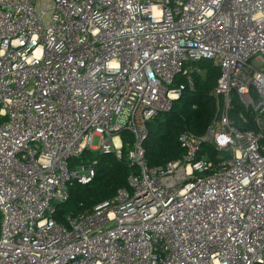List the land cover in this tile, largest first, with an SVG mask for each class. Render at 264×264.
I'll list each match as a JSON object with an SVG mask.
<instances>
[{
	"label": "built area",
	"instance_id": "2783aa9c",
	"mask_svg": "<svg viewBox=\"0 0 264 264\" xmlns=\"http://www.w3.org/2000/svg\"><path fill=\"white\" fill-rule=\"evenodd\" d=\"M201 60L223 114L149 167L148 125ZM233 93L255 130L229 119ZM110 154L127 188L56 222ZM0 264H264V0H0Z\"/></svg>",
	"mask_w": 264,
	"mask_h": 264
},
{
	"label": "trees",
	"instance_id": "16d2710c",
	"mask_svg": "<svg viewBox=\"0 0 264 264\" xmlns=\"http://www.w3.org/2000/svg\"><path fill=\"white\" fill-rule=\"evenodd\" d=\"M199 72L192 73L193 90L188 87L176 100L170 112L158 115L148 125V137L144 142V159L149 167H161L170 161L181 158L183 150L178 143L181 133L187 131L195 136L204 134L213 124L217 112L216 98L212 90L216 86L220 69L210 60H201L192 64ZM176 84L185 83L178 76ZM254 101L256 94L251 92ZM229 119L240 131L255 130L254 117L250 107L244 106L236 93L230 101ZM124 144H132V137L122 133ZM206 153L210 159H215L216 152L209 146H204L201 153ZM92 158L88 152L70 164ZM97 164L90 182L80 184L72 182L69 185L68 200L55 205L54 219L65 224L67 216L89 213L94 206L111 200L121 188H127V178L130 167L126 159H117L114 154L95 156Z\"/></svg>",
	"mask_w": 264,
	"mask_h": 264
},
{
	"label": "water",
	"instance_id": "95a60500",
	"mask_svg": "<svg viewBox=\"0 0 264 264\" xmlns=\"http://www.w3.org/2000/svg\"><path fill=\"white\" fill-rule=\"evenodd\" d=\"M216 103H217V112L216 116L214 118V122H218L223 114L224 111V96L223 94H219L216 97Z\"/></svg>",
	"mask_w": 264,
	"mask_h": 264
},
{
	"label": "rangeland",
	"instance_id": "374dc122",
	"mask_svg": "<svg viewBox=\"0 0 264 264\" xmlns=\"http://www.w3.org/2000/svg\"><path fill=\"white\" fill-rule=\"evenodd\" d=\"M92 145L94 147H97L99 145V138L98 137H94L92 140Z\"/></svg>",
	"mask_w": 264,
	"mask_h": 264
}]
</instances>
